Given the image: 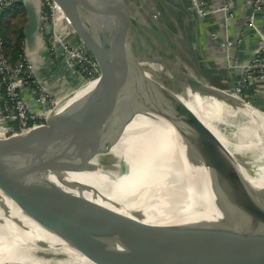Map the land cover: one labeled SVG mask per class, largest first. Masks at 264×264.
<instances>
[{
  "label": "water",
  "instance_id": "obj_1",
  "mask_svg": "<svg viewBox=\"0 0 264 264\" xmlns=\"http://www.w3.org/2000/svg\"><path fill=\"white\" fill-rule=\"evenodd\" d=\"M54 1L77 40L96 62L99 77L73 103L50 111L44 124L0 137V190L25 212L32 213L33 205L24 189L26 178L35 180L45 207L41 225L95 264H264V228L253 233L205 227L182 248L169 251L173 243L165 229L152 225L137 228L133 218L112 213L107 207L46 181L50 174L67 171L56 156L58 151L95 129L116 130L140 109L162 115L175 127L190 155L210 169L204 184L217 194L223 206H241L259 215L255 205L249 203L253 193L247 182L235 167L205 145L199 127H207L177 96H184L185 88L164 78L159 82L145 72L140 53L129 37L135 26L165 43L166 27L155 17L157 12L143 7L145 0L136 14L123 0ZM159 1L180 15L184 50L187 58L195 62L189 7L183 0ZM20 2L26 16L22 34L32 50L40 34L37 2ZM245 17L244 12L242 23ZM201 84L202 91L206 90L207 86L197 79L187 87L201 89ZM151 89H173L177 102L161 99ZM258 218L264 224V215ZM242 221L241 226L248 222ZM155 247L158 249H149Z\"/></svg>",
  "mask_w": 264,
  "mask_h": 264
},
{
  "label": "bare ground",
  "instance_id": "obj_2",
  "mask_svg": "<svg viewBox=\"0 0 264 264\" xmlns=\"http://www.w3.org/2000/svg\"><path fill=\"white\" fill-rule=\"evenodd\" d=\"M142 65L145 68L148 67L146 63ZM187 67L190 68L192 75L184 74L180 68L175 76L177 83L185 88L184 96L175 94L173 89H169L168 92L151 89L150 92L172 104L177 102L175 99L177 95L207 127H199L205 145L211 151L218 153L226 164L235 167L241 178L247 182V188L253 193L249 203L255 205L257 209L254 211L259 215H254L241 206L232 208L223 206L217 194L204 184L210 175V169L197 157L190 155L187 146L180 141L175 127L165 117L146 110L137 109L131 120L116 130L95 129L72 145L58 151L56 156L64 163L67 171L56 175L50 174L46 179L50 181L67 175L69 179L76 180L77 184V179L84 185L86 181L88 184L104 183L108 191L117 178L135 179L138 172H144L142 174L145 177L144 180L136 179L143 191L149 194L141 196L138 212L128 211V207L120 202L112 205L102 204L107 196L86 195L84 197L109 208L112 213L133 218L137 228L152 225L157 229H165V233L173 243L168 248L169 251L182 248L205 227H221L231 232L253 233L262 231L264 228L263 222L258 218L264 215V112L257 109L258 106L255 104L243 102L234 105L215 95L202 94L195 89L190 90L187 86L196 81L194 76L197 68L195 64L188 61ZM87 89L88 87L75 92L63 102L60 108L73 103ZM207 97H215L218 100L209 103L202 99ZM196 104H202L201 108ZM253 149L261 150L258 159L261 163L247 167L246 161H249L247 155ZM76 169L82 171L78 172ZM94 172L96 174H93ZM36 184L35 180L29 177L25 180L24 192L33 205L32 213L25 212L0 190V214H10L0 215L1 230H12L20 234L28 233V235L35 232L43 235L55 234L41 225L45 207L42 193L35 192ZM156 184H162L164 188L158 189ZM76 186L78 185L74 184L72 188H77ZM63 188L66 191L71 189L70 186ZM170 197L172 199L169 201ZM174 202L177 207L173 209ZM161 213L167 216L160 217ZM176 214H178V221L172 218ZM242 219L248 222L241 226ZM26 243L27 241L22 240L21 245ZM37 245L44 250L42 251L44 255L43 257L35 255L36 258H45L49 249L58 251L48 241L39 242ZM149 249L155 250L158 247ZM25 253L36 254L34 250ZM58 256L62 257L59 251ZM71 256L87 258L80 252ZM10 257L6 256V259ZM24 259L31 261L23 254L19 260L23 263ZM22 263H16L12 259L7 264Z\"/></svg>",
  "mask_w": 264,
  "mask_h": 264
},
{
  "label": "built area",
  "instance_id": "obj_3",
  "mask_svg": "<svg viewBox=\"0 0 264 264\" xmlns=\"http://www.w3.org/2000/svg\"><path fill=\"white\" fill-rule=\"evenodd\" d=\"M18 1L0 0V137L44 124L50 111L60 108L75 92L89 87L99 77L96 62L77 40L54 0H37L40 36L47 59L54 64L48 77L54 80V85L47 84L38 75L24 44L17 60L11 64L1 24L5 9ZM185 1L200 18L219 12L223 19L232 17L229 0H221L217 7L210 8L205 7L203 0ZM247 7L244 25L256 37L254 51L244 61H231V67H239L241 71L233 91L225 94L234 95L240 103L250 104L259 95L255 105L264 112V87L257 89L264 86V0H247ZM232 42L230 38L225 40L226 45Z\"/></svg>",
  "mask_w": 264,
  "mask_h": 264
},
{
  "label": "crops",
  "instance_id": "obj_4",
  "mask_svg": "<svg viewBox=\"0 0 264 264\" xmlns=\"http://www.w3.org/2000/svg\"><path fill=\"white\" fill-rule=\"evenodd\" d=\"M35 1V0H33ZM125 1L133 14H136L138 6H142L144 0H123ZM185 5L188 6L187 2L183 0ZM221 0H203L205 7H217ZM37 2V0H36ZM146 5L143 6L147 10H155L157 13L155 17L165 25V43H162L160 39L145 35L143 32L136 30V40L138 49L144 51V55L148 54V49L152 46L159 48L162 53H167V56L174 57L173 49L177 48V55L180 56L184 61L191 62L196 65L197 74H199L198 80L201 81L207 88H211L214 92H232L233 86L236 79L238 78L241 69L239 67H231V61L234 59L239 61H244L247 59L255 47L254 33L251 30L245 28L242 19L248 13L249 8L247 7L246 0H229V10L232 12V17L223 19L222 14L212 13L204 18H200L194 11L192 14V31H193V43L195 47L196 60L195 62L190 61L184 50L183 43V23L180 15L171 9L164 7L159 0H145ZM22 6V9L20 8ZM14 7L13 10L18 13V17L11 18V21L3 22L1 29H9L13 22L17 21L15 28L22 27L26 23L25 11L22 3L7 7L4 13ZM190 9V8H189ZM191 11V9H190ZM4 15V14H3ZM14 20V21H12ZM21 30V32H22ZM139 34V35H137ZM227 38L233 39L231 45H226L225 40ZM37 46L35 49L30 50L23 41L24 48L26 49L30 58L34 61L36 71L40 77L47 84L54 85V80L50 79L48 76L52 72L54 64L52 61L47 59L46 51L43 47L42 38L40 34L37 37ZM9 48V46H8ZM141 53V52H140ZM264 86H258V90H261ZM209 94V93H207ZM217 98H220L217 94ZM257 99L253 102L258 103L259 95ZM30 105L35 107L32 101H29ZM33 235V234H32ZM1 237V235H0ZM31 235L18 234L16 243L20 245L23 241H30ZM58 242H64L56 239ZM15 245L12 246L14 249ZM56 249L64 254L65 248L62 244L55 245ZM19 247V246H18ZM71 252L70 248H66ZM9 254V253H8Z\"/></svg>",
  "mask_w": 264,
  "mask_h": 264
},
{
  "label": "rangeland",
  "instance_id": "obj_5",
  "mask_svg": "<svg viewBox=\"0 0 264 264\" xmlns=\"http://www.w3.org/2000/svg\"><path fill=\"white\" fill-rule=\"evenodd\" d=\"M15 8L11 7L9 10H7L4 15H3V22L6 21H11V18L13 17H18V13H16V11L13 12ZM149 11V10H148ZM193 10L191 9V12ZM14 21V20H12ZM17 25V21L13 22L12 25H10L9 27V32L11 33V31H13L15 29ZM137 29L135 28V26L131 27V33H130V37L129 40L131 41V44L133 43L134 46H136V50L140 53V57L142 59L143 63H146V65L148 66L147 68H145V72L151 76L153 79L157 80L160 82L159 78H164V79H168V81L176 83L177 81L175 80V76L178 74V71L180 70V68H182V72L184 74L187 75H192L191 74V70L190 68L187 67V64L184 63V60L179 56H176L178 49L174 48L173 49V53H174V57L172 56H167V53H162V51H160L159 48H155L154 46L150 47L148 49V54L144 55V51L141 49H138V45H137V40H136V34L134 35L133 32L136 31ZM139 35V34H137ZM14 38V37H13ZM140 50V51H139ZM195 77V76H194ZM195 79L198 80V77H195ZM177 85L181 86L180 84L176 83ZM201 89L198 88H193L192 90H200L199 93L202 94H217L219 95V97L221 99H224L226 102L230 103V104H238L240 103L234 96L232 95H226L225 92H214L211 90V88H206V90H203L202 84L199 85ZM184 88V87H183ZM209 92H208V91ZM206 92V93H204ZM193 97V96H192ZM250 98V97H249ZM204 99L206 102L209 103H214L216 100H218L215 97H207V98H202ZM220 101V100H219ZM222 102V101H220ZM202 106V104H200ZM200 105L196 104V106L200 107ZM201 108V107H200ZM264 110V108H263ZM260 149H253L251 151H249V154L247 155V160L246 161V165L247 167H251V165H259L261 163L259 159V154H260ZM247 153V152H246ZM246 155V154H245ZM100 166V165H98ZM119 169H121L119 167ZM76 171L80 172L82 171L81 169H76ZM144 172L140 171L138 172V174L135 175L136 178H138L140 181L144 180L145 177L142 175ZM80 174V173H79ZM93 174H96L95 172ZM87 177V176H85ZM83 177V178H85ZM80 178V177H79ZM134 178H117L113 184H111V188L108 189V191L105 189V184L104 183H87V181L85 182V185L83 183H79L78 180V184L76 182V180H71L67 177V175L65 176H61L58 178H55L53 180H50L51 183H54L55 185L63 188L65 186H70L71 189H69L68 191L80 196H86V195H100L101 197L107 196V198L105 199V202L102 204H106V205H112L113 203L116 202H120L123 203V205L125 207H128V211L130 212H138V205L140 204V200H141V196H143L144 194L148 195L149 192L143 191L141 184L138 182L137 179ZM65 182V183H64ZM89 182V181H88ZM60 183V184H59ZM73 183V184H72ZM87 183V184H86ZM78 185L76 186L77 188H72L73 185ZM151 186V185H150ZM159 188H164V186L161 185H157ZM153 187V186H151ZM65 189V188H63ZM142 189V190H141ZM36 194H40L39 193V188L37 187L35 190ZM172 199V197L169 198V201ZM144 201L146 202V198H144ZM168 201V202H169ZM158 203H162V202H158ZM137 204V207H135V205ZM175 205V202L174 204ZM177 207L176 205L173 206ZM163 212V211H162ZM162 215H160V217H165L167 216V214L161 213ZM0 215H10L7 213H1ZM132 215V214H130ZM172 218L175 221H178V214L173 215ZM20 235L19 232H15L12 230H1L0 229V264H7L10 263V261H16V263H22L19 259L22 258V255L24 254V256L26 258H30L31 261L25 260L22 264H95L93 262H91L90 260H88V258H78L79 256H75L72 257L71 255H77L79 253L78 250H76L74 247L69 246L68 242L65 241L63 238L59 237L58 235L55 234H51V235H43L42 233L39 232H35V234L31 235L32 238L30 241H28L26 244L24 245H18L16 243V245L14 244L17 238V235ZM56 239L60 240V241H64V242H58ZM42 241H48L50 242V244L54 247H56L55 245L57 244H62L64 245V247H68L70 248L72 251L69 252V250H66L65 248V252L64 254L60 255L62 257L58 256V251L54 250V249H49L48 250V254L46 255L45 258H36L37 257H43L44 253L42 251H44L43 249H41L40 247H38V243L42 242ZM15 245L14 249H12V246ZM19 246V247H18ZM34 250L36 252L35 253H25L30 252ZM11 255H7L8 253ZM67 254H71L70 256H65ZM36 255V256H35ZM6 256H11L10 259H6ZM5 257V258H4ZM23 260V259H22Z\"/></svg>",
  "mask_w": 264,
  "mask_h": 264
},
{
  "label": "trees",
  "instance_id": "obj_6",
  "mask_svg": "<svg viewBox=\"0 0 264 264\" xmlns=\"http://www.w3.org/2000/svg\"><path fill=\"white\" fill-rule=\"evenodd\" d=\"M16 3L20 4L21 2L19 1L15 2L13 3V5H15ZM20 8L22 9V6ZM21 30L22 27L15 28L10 33L9 29H3V30L1 29V35L4 41L6 42V53L8 55V61L11 64H13L17 60L18 55L22 52L21 43L23 41V34Z\"/></svg>",
  "mask_w": 264,
  "mask_h": 264
}]
</instances>
